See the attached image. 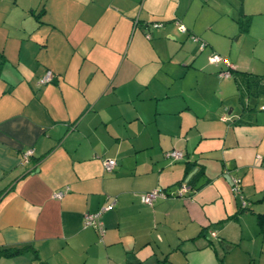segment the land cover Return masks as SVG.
I'll return each mask as SVG.
<instances>
[{
	"label": "crops",
	"instance_id": "0c3cea01",
	"mask_svg": "<svg viewBox=\"0 0 264 264\" xmlns=\"http://www.w3.org/2000/svg\"><path fill=\"white\" fill-rule=\"evenodd\" d=\"M206 1L0 0V250L26 246L0 264H223L225 246L260 231L264 112L208 55L264 68V0H213L200 17ZM228 19L260 42L251 57L224 40ZM181 182L182 196L140 199ZM112 198L100 240L83 215Z\"/></svg>",
	"mask_w": 264,
	"mask_h": 264
},
{
	"label": "built area",
	"instance_id": "2783aa9c",
	"mask_svg": "<svg viewBox=\"0 0 264 264\" xmlns=\"http://www.w3.org/2000/svg\"><path fill=\"white\" fill-rule=\"evenodd\" d=\"M176 23L178 24L177 26L180 31L183 32L186 30L185 26L182 23L178 21ZM159 25L161 24L160 23L152 24V26L154 27H157ZM147 36H149L148 33H147ZM191 37L194 41L198 40V37H196L195 35H192ZM204 46H205V42L200 41V49H203ZM208 60L211 63H219L220 61H223L228 66V68L222 71L221 75L225 77H228L231 75L229 68H231L232 66H230V63L228 62L227 58H224L217 53H211L208 55ZM51 76H52L51 72L47 71V73L39 79L38 83H45L49 81ZM260 110L264 111V105L260 106ZM32 154H33L32 148L26 149L22 154V158H21L22 162H27ZM165 155L171 158L172 160L181 159L183 157V153L176 149L166 151ZM115 165H116V160L114 158L103 159V166H104L105 171H108V172L112 171ZM230 181H231L232 192L240 197V206L245 207L247 205V202L242 194L241 178L237 175L231 174ZM67 190H68V186H65L63 189L56 190L53 196L56 198H60ZM187 190H188L187 183L181 182L178 188L172 191H167L161 188H152L148 191L142 192L140 193V199L144 203L152 204V202L157 198H167L169 196H182ZM114 202H115V199L112 198L107 204L101 206L97 211L87 212V213H84L83 215V226L93 227L96 230L100 240H103V237L105 234V226L101 219L102 213L103 211L108 210ZM211 234L213 236L216 235L214 231H211Z\"/></svg>",
	"mask_w": 264,
	"mask_h": 264
},
{
	"label": "rangeland",
	"instance_id": "374dc122",
	"mask_svg": "<svg viewBox=\"0 0 264 264\" xmlns=\"http://www.w3.org/2000/svg\"><path fill=\"white\" fill-rule=\"evenodd\" d=\"M199 7H198L199 8L198 15H200V17L202 16L207 17L208 15H210V13L214 12L213 8H216L217 10H219L221 6L219 4L216 5L213 0H210V1L208 0L206 2H203L202 6H200L199 4ZM229 24H232L231 26H233V29L236 28L237 31L234 34H232V32L228 33L229 36L223 37L224 40L227 42V44H229V42L230 43L232 42L234 44L232 53L238 51L239 47H241L242 50H246V49L249 50L248 51L249 56L244 54V57H243V60L248 59V57H251L250 49H253V47H255L254 43L256 42L257 46L259 47L261 45L260 42H257L256 40H252V38H250L249 39L250 41H248L247 39H245V35H243L242 38L239 39L238 37L241 32L239 25L241 23H236L235 21L228 19L225 25L228 27ZM253 60H254L253 63L255 64V62H257V59L254 58ZM241 71H244L246 77L250 78L251 81L255 79L259 83V84L255 83L256 85L255 89L259 91V93L257 94L258 96L256 95L257 97H250L247 100L250 101L252 105L256 106L257 108L256 112L258 113L264 112L260 110V104L264 103V84L261 85V82L264 83V80L260 81V79H257L260 76H264V68H260V69L257 68L258 72H251V71L242 70V69L239 72ZM236 72L238 71H235V73L229 76L231 80L234 83L239 82V84H240V81H239L240 79L242 81H245L244 77H240L241 73H236ZM241 90L242 89H239V91ZM238 95L240 94L238 93ZM236 97L237 96H235V98ZM234 102H235V105L238 104L237 99H234ZM249 235H251V237L249 239L248 238L245 239L243 243L241 244V246L239 245L235 249H228L227 246H225V257L223 258V264H264V232H260L259 229L257 228L255 235H252L250 233ZM243 244L244 246L246 245L245 247H247V249L250 251L249 254H244L241 252L242 249H245Z\"/></svg>",
	"mask_w": 264,
	"mask_h": 264
},
{
	"label": "trees",
	"instance_id": "16d2710c",
	"mask_svg": "<svg viewBox=\"0 0 264 264\" xmlns=\"http://www.w3.org/2000/svg\"><path fill=\"white\" fill-rule=\"evenodd\" d=\"M177 21L175 20V23H176ZM179 22V21H178ZM153 23H159V22H153ZM152 23V24H153ZM238 23H241L240 21H238ZM161 24V23H160ZM176 25H178L177 23H176ZM242 25V23L240 24V26ZM177 28H178V26H177ZM179 30V29H178ZM230 69V73H235V71H233L232 70V67L231 68H229ZM236 73H238V72H236ZM239 73H241L240 74V77L242 76V77H244L245 78V81H244V83H245V88H246V92H245V94L246 95H250V93H253V94H255V95H257L258 93H259V91L258 90H256L255 89V87H256V85H254L253 83H257V84H259L255 79H253L252 81L250 80V78H248V77H246V75H245V72L244 71H241V72H239ZM239 78V77H238ZM247 79V80H246ZM257 79H260V81L261 80H264V76H260L259 78H257ZM241 80V79H240ZM238 84V88L239 89H242L243 90V87H241L240 86V84H239V82L237 83ZM240 91L241 93L243 92V91ZM258 96V95H257ZM262 111V110H261ZM162 189V188H161ZM165 190V189H164ZM244 196V195H243ZM245 198V197H244ZM245 200H246V198H245ZM246 202H247V204H248V201L246 200ZM243 210L244 209H246L247 208V205L245 206V207H241ZM257 222H258V225H259V227H260V231L262 232V231H264V213H257ZM24 247H26V246H23V247H17V246H12V247H5V248H3L2 250H0V254H5V255H13V254H16V253H18V252H20ZM220 264H222V263H220Z\"/></svg>",
	"mask_w": 264,
	"mask_h": 264
}]
</instances>
